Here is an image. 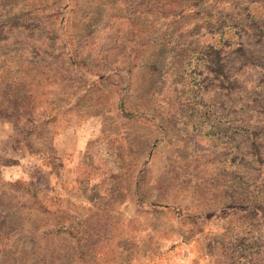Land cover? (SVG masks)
<instances>
[{
  "label": "rangeland",
  "instance_id": "obj_1",
  "mask_svg": "<svg viewBox=\"0 0 264 264\" xmlns=\"http://www.w3.org/2000/svg\"><path fill=\"white\" fill-rule=\"evenodd\" d=\"M245 1L0 0V264H264Z\"/></svg>",
  "mask_w": 264,
  "mask_h": 264
},
{
  "label": "trees",
  "instance_id": "obj_2",
  "mask_svg": "<svg viewBox=\"0 0 264 264\" xmlns=\"http://www.w3.org/2000/svg\"><path fill=\"white\" fill-rule=\"evenodd\" d=\"M251 4H255L259 8L261 7V5L257 3H253L249 1L243 2L244 9L240 10V12L237 13V15L235 16L236 21L239 22L244 27H247L248 26L247 24L256 26V29H258L264 37V8L259 9L258 12H254L250 10ZM218 29H220V27ZM0 30H1L0 31V42L2 41L5 42L9 40V38L11 37V35H13V33L18 31V26L17 25L13 26L12 24L9 25L7 23V24H4ZM223 34L224 32L221 31V35ZM27 83H28L27 79H25V82L23 83V85H27ZM15 98H16L15 103H14L16 106L15 108L17 110L18 109L27 110L28 107L26 105L28 104V102H25L26 101L25 99H27V96L25 99H23L22 96L15 97ZM22 104H24L23 108H21ZM15 108L13 110H15ZM70 236L76 239V236L73 233H70Z\"/></svg>",
  "mask_w": 264,
  "mask_h": 264
}]
</instances>
